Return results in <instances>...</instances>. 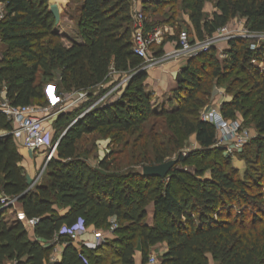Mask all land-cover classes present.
Segmentation results:
<instances>
[{
    "label": "trees",
    "instance_id": "16d2710c",
    "mask_svg": "<svg viewBox=\"0 0 264 264\" xmlns=\"http://www.w3.org/2000/svg\"><path fill=\"white\" fill-rule=\"evenodd\" d=\"M177 1L144 4L155 13L174 7ZM192 1L190 21L200 41L212 38L236 17L246 20L250 33L264 34V0ZM208 2H215L217 10L211 19L204 13ZM1 6L0 40L6 49L0 56V83L13 107H34L46 100L45 84L57 79L59 96L87 92L90 105L98 98L94 90L105 85L113 72L131 79L121 98L93 108L58 142L42 182L34 188L21 167L16 140L5 134L12 124L0 113V195L10 200L22 197L19 202L25 217L38 221L34 226L38 240L34 241L23 222L6 221L12 206L0 212V264H47L55 244L64 245V251L61 261L51 264H135L139 243L144 264L149 262L151 249L161 243L168 250L160 264H210V256L217 264H264V41L252 45L244 38L232 39L223 62L216 49L189 59L169 111L164 108L157 113L152 107L154 95L147 90L148 74L141 70L143 60L133 51L131 0H82L78 18L82 43L59 34L49 0H0ZM146 19L149 28L159 25ZM64 39L68 46L62 43ZM154 52L156 57L164 54L161 48ZM226 82L233 99L222 107L225 118L234 119L237 112L246 115L251 99L261 107L256 121L260 135L242 156L249 166L243 176L233 167L231 156L216 149V127L196 117L209 104L215 84ZM71 115L63 113L57 127L65 125ZM171 115L179 118L187 136H195L203 158L217 153L218 161L207 162L189 178L190 187L179 169L169 172L171 180L185 185L182 192L171 181L143 173L110 174L112 163L107 161L101 162V173L79 153L83 135L106 130L117 140L149 118ZM167 144L173 149L155 151L153 164L147 153L137 163L164 164L181 148L177 139H169ZM187 162V157L179 155V164ZM205 171L210 172L209 178L204 177ZM151 204L154 216L149 225ZM56 207L69 212L61 216ZM111 217L117 222L115 238L96 248L78 249L67 236L59 235L80 219L88 227L108 228Z\"/></svg>",
    "mask_w": 264,
    "mask_h": 264
},
{
    "label": "rangeland",
    "instance_id": "374dc122",
    "mask_svg": "<svg viewBox=\"0 0 264 264\" xmlns=\"http://www.w3.org/2000/svg\"><path fill=\"white\" fill-rule=\"evenodd\" d=\"M59 1L64 2L65 0H49V9H53L55 11L53 13H55L57 21H59V18H62L63 25L61 29H64L67 34H70V37L80 36L78 18L80 16L82 0H69L66 5L60 4ZM133 8L137 10H143L149 22L153 24H159L157 27H166L168 30L162 39V44L151 47L153 51L161 48L164 53L163 55L177 51L181 32H187L189 38L192 41H197L199 45L208 43V41L211 40L217 41L219 45H227L232 39H237L238 36H240V38H244L245 40H249L250 43H253L252 45H257L258 43L264 41V34L250 33L246 28V20L241 17H236L231 20V22L225 28L218 30L212 38L207 37L203 41L198 40L190 21V14L192 13L193 8L192 0H178L174 7L166 6L155 13H153L152 8H147V5L145 4H135ZM61 9L63 12L59 17V11ZM215 12H217L215 2L206 3L204 8L205 16L211 19ZM3 15L4 11L3 7L1 6L0 21L3 18ZM170 18H174L173 22H166ZM57 26L59 32V24H57ZM62 43L65 46L69 45L66 41H62ZM5 49V46L0 45L1 55ZM183 64H186V66L188 64L187 55H179L173 59L164 61L152 70H169L174 69L175 67L178 68L179 65ZM153 71L149 72L153 73ZM180 75L182 76V73H180ZM126 78L128 79L129 76L120 73L110 76L108 82L105 85L94 90V93H96L98 98L91 105L89 104L88 100L80 99V96L75 94L76 92L59 96L56 92V85L59 83L58 79L55 80V82H47L45 84L46 100L35 103L34 107L41 110L43 116H51V119L47 120L46 126L52 134L53 144H58L59 140L61 138L63 139L64 136L75 127L80 118H82L86 113L90 112L93 108L113 103L118 100V98H121L122 94L126 91L127 86L120 84ZM148 79L149 76L147 81ZM227 90V82L215 84L214 93L209 101V104L203 109L197 111L196 117L202 120H208V116L211 113H217L220 114L224 118L225 122L229 124L227 129L217 130V143L215 147L216 149H224L225 155L231 156L233 167L239 172L240 175L243 176L244 173L247 172V169H249V166L247 161L244 160L242 156L248 151L246 149L249 147L250 142L260 135V132L256 127V121L258 120L261 107L256 106L254 101L255 99L248 100L246 105L249 111L246 115H244V113L237 112L234 119H227L222 114V107L226 103L231 102L233 99L232 96L227 93ZM171 97L168 99L169 102L167 103H172L171 101L173 99ZM174 103L175 102H173V105ZM169 106L170 105L166 104L163 106L161 101L158 99H154L152 102V107L157 113L162 112V107L163 109L167 108L169 111ZM172 110L173 109L171 108V111ZM63 113H72V115L68 118L65 125L57 127L56 121ZM188 115L190 116V114ZM169 139H177L181 148L179 151L166 158L164 164L167 162L176 161V164L172 169H179L180 173L184 175L183 177L187 181L186 185L189 187L192 185L191 180L189 179L191 176H194L198 171L202 170L207 162L211 160L218 161L215 159V157H217V153L209 158H203L200 152H198V150L201 148L197 143L195 136H187L184 130L181 128L179 118L176 116L173 117L172 115L149 118L140 126V128L134 132L124 134L122 138L117 140L113 139L112 135H108L106 130L83 135L82 139L79 141V153L82 159H84L88 165L101 173H104V171L99 166L103 161L112 163V169L108 173L116 176H123L128 173L133 174L136 172L143 173L144 167L157 166L152 165L154 163L153 161L155 160V151L162 148H165L167 151H171L173 149L172 146L169 147L167 144ZM146 153L147 159H149L152 164L140 165V163H137L145 159ZM181 154L188 158V162L186 164L178 163L179 155ZM45 155L46 154L43 153V165L34 183H37L40 179H42L46 173V169L44 170V167L47 161V155ZM204 177L209 178L210 172L205 171ZM164 179L166 182L171 181L173 188H175L178 193L185 189V185L183 186L179 184L176 180H171L168 176ZM132 184L135 185L134 182ZM153 185H155V183H153ZM34 187L35 184L31 188ZM262 201H264V198H262ZM152 206L153 205L151 204L148 209L151 210ZM148 218L151 219V216L149 215ZM115 225H117V222H111L109 227H103V230H108V232H111V229L115 228ZM52 255L53 257H56L57 251H53ZM149 256V258H157V261L159 260L158 263L162 257L160 252H156L155 248L151 249ZM51 261L52 258L49 259L48 264H50ZM209 262L210 264H217L215 261H213L211 256L209 257Z\"/></svg>",
    "mask_w": 264,
    "mask_h": 264
},
{
    "label": "built area",
    "instance_id": "2783aa9c",
    "mask_svg": "<svg viewBox=\"0 0 264 264\" xmlns=\"http://www.w3.org/2000/svg\"><path fill=\"white\" fill-rule=\"evenodd\" d=\"M152 0H131L132 6L142 5ZM133 18V51L137 57L143 60V66L141 68L144 72H149L157 65H160L164 61H168L179 55H187L188 60L195 58L198 55L206 53L211 49H216L219 43L217 41H208L199 45L197 41H192L187 32H181L178 41V49L175 52L166 53L163 56L156 57L155 52L151 49L152 46L161 45L162 39L168 30L161 27H151L146 25V17L143 10H137L132 8ZM237 38H240L238 36ZM232 39V38H231ZM256 48V46H253ZM254 65H257L256 61H253ZM115 72H113L114 74ZM131 77L124 79L120 85H128ZM80 96V99H88L87 92H76ZM104 98V97H103ZM119 99V98H118ZM102 100V99H101ZM103 101V100H102ZM67 109V108H66ZM0 113L5 115L8 121L12 124V130L5 134L12 136L16 142L22 141L23 146L31 151H46L47 161L44 167L46 169L48 162L52 159L57 149L58 144H53V137L46 126L47 120L51 119V116H43L41 110L35 107H13L5 100L0 104ZM203 121L208 122L216 127L217 130H224L229 127V124L225 122L224 118L217 113H211L207 119ZM237 131V130H236ZM235 132V131H233ZM230 136V135H228ZM36 185V183H35ZM16 199L10 200L6 197L0 198L1 209L13 207ZM19 220L24 224L33 227L38 222L37 219L27 220L25 215L19 216ZM115 228L112 230H115ZM89 232V227L86 226L84 220L80 219L76 224L71 227H64L59 235L67 236L73 243L79 242L83 236ZM95 246H100L105 243V239L102 234L95 233ZM150 264H158L155 257L149 258Z\"/></svg>",
    "mask_w": 264,
    "mask_h": 264
},
{
    "label": "crops",
    "instance_id": "0c3cea01",
    "mask_svg": "<svg viewBox=\"0 0 264 264\" xmlns=\"http://www.w3.org/2000/svg\"><path fill=\"white\" fill-rule=\"evenodd\" d=\"M68 1L69 0H65L64 2H66V3L59 1V3L66 5ZM61 10L59 11V17L63 12V10L62 11ZM51 11L55 12L53 9H51ZM57 24H59V34L60 35H62L66 39H71V41H74L77 43L83 42L80 36L70 37V34H67V32L64 31V29H61L62 25H63L62 18H59V21H57ZM57 30H58V28H57ZM64 41H66V40L64 39ZM0 45H1V40H0ZM228 50H229V44L217 46V48H216L217 58L220 60V62H223V60L226 58L225 56H226V53ZM0 56H1V54H0ZM184 68H186V64L185 65L184 64L179 65L178 68L175 67L174 69H169V70H162V71L150 70V72L153 71V73H150V72L147 73L149 76V79L147 81V90H149V92H151L154 95V99L160 100L161 104L163 106H165V104L169 105V103H167V102H169L168 99L171 96H172L171 98L173 99V93L178 88L179 82L182 79V76L180 75V73H182ZM0 89H1V91H0V104H1V103H3V101L6 100V89H5V86L3 84H1ZM161 109H163V107ZM0 135H1V133H0ZM17 147H18L19 153L22 156L21 167L24 169V173H25V176L27 178L28 184L32 187L35 184L34 182H35L37 175H38V173H39V171L43 165V159H44L43 153H46V151L41 150L39 152V151L28 150L23 146L22 141H19V142L17 141ZM42 180H43V178L40 179L36 184H40L42 182ZM2 197L3 196L0 195V198H2ZM56 209H58V213L61 216H65L69 212L68 208H57L56 207ZM153 210H154L153 206L151 207V210L148 209L149 215L151 216V219L148 218V221H147V223L149 225H152V223H153V216H154ZM21 215H25L24 210H23V205L19 201H16L14 203L12 209H10L8 211V213L6 214L5 218H6V221H14V220H19V216H21ZM114 221L116 222V219L114 217H111L108 219L109 224L111 222H114ZM24 225L27 226L31 240H34V241L38 240V238L34 234V228L30 227L26 224H24ZM113 232H114V230H112V229H111V232H108V230H103L102 228H98L95 225H90L89 226V232L85 236H83L79 242L74 243V245L78 249H81V248L93 249V248L98 247V246H95V242H96L95 233L102 234V236L104 237L105 242H106L108 240H113L115 238ZM54 244H55L54 242L50 243V244L46 243V246L49 247V246H52ZM154 248H155L156 252H160L161 256L166 254V252L168 250L166 243L158 244V245L154 246L152 249H154ZM53 251H57V255H56V257H53V255L51 254L50 258H52V261L50 262V264L54 263V262H60L61 261L62 254L64 251V245L55 244ZM142 251H143L142 245L139 243L138 246L136 247L135 255H134L135 264H144ZM147 264H150V263L148 262ZM158 264H160V262Z\"/></svg>",
    "mask_w": 264,
    "mask_h": 264
},
{
    "label": "water",
    "instance_id": "95a60500",
    "mask_svg": "<svg viewBox=\"0 0 264 264\" xmlns=\"http://www.w3.org/2000/svg\"><path fill=\"white\" fill-rule=\"evenodd\" d=\"M62 138L59 140V142ZM58 146V145H57ZM176 161L167 162L165 164L157 165V166H146L143 168V175L145 177H152V178H166L171 171V169L175 166ZM22 197L16 199L19 201ZM6 209V208H3ZM0 209V212L3 210Z\"/></svg>",
    "mask_w": 264,
    "mask_h": 264
}]
</instances>
